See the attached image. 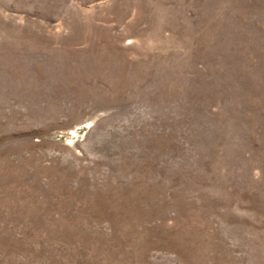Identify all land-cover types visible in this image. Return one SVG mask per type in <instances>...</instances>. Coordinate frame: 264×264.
I'll list each match as a JSON object with an SVG mask.
<instances>
[{
	"label": "rangeland",
	"instance_id": "1",
	"mask_svg": "<svg viewBox=\"0 0 264 264\" xmlns=\"http://www.w3.org/2000/svg\"><path fill=\"white\" fill-rule=\"evenodd\" d=\"M0 264H264V0H0Z\"/></svg>",
	"mask_w": 264,
	"mask_h": 264
}]
</instances>
